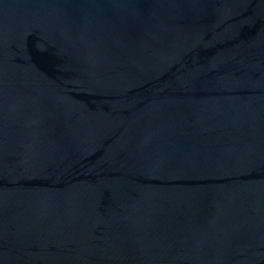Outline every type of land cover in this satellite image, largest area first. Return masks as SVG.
I'll use <instances>...</instances> for the list:
<instances>
[{
    "label": "water",
    "instance_id": "1",
    "mask_svg": "<svg viewBox=\"0 0 264 264\" xmlns=\"http://www.w3.org/2000/svg\"><path fill=\"white\" fill-rule=\"evenodd\" d=\"M0 264H264V0H0Z\"/></svg>",
    "mask_w": 264,
    "mask_h": 264
}]
</instances>
